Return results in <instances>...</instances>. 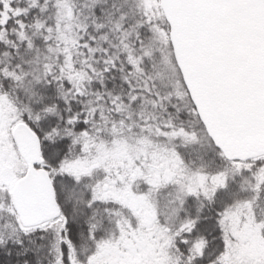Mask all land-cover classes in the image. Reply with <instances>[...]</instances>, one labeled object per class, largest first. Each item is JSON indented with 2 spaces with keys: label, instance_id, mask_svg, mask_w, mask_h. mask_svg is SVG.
I'll list each match as a JSON object with an SVG mask.
<instances>
[{
  "label": "snow or ice",
  "instance_id": "snow-or-ice-1",
  "mask_svg": "<svg viewBox=\"0 0 264 264\" xmlns=\"http://www.w3.org/2000/svg\"><path fill=\"white\" fill-rule=\"evenodd\" d=\"M0 264H264V0H0Z\"/></svg>",
  "mask_w": 264,
  "mask_h": 264
}]
</instances>
